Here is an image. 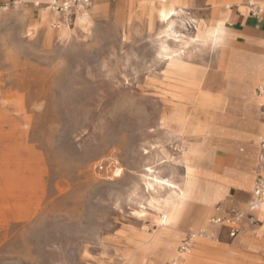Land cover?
Segmentation results:
<instances>
[{
	"label": "rangeland",
	"instance_id": "1",
	"mask_svg": "<svg viewBox=\"0 0 264 264\" xmlns=\"http://www.w3.org/2000/svg\"><path fill=\"white\" fill-rule=\"evenodd\" d=\"M180 2L161 19L157 0H94L79 23L52 0H0V264H186L193 233L198 264H264V207L236 238L199 234L217 206L251 198L260 152L233 167L216 149L225 119L207 107L250 99L228 66L232 51L264 56V32L246 29L264 2ZM185 147L201 184L228 191L235 176L250 188L199 209ZM152 176L183 189L172 224L160 221L171 190Z\"/></svg>",
	"mask_w": 264,
	"mask_h": 264
},
{
	"label": "crops",
	"instance_id": "2",
	"mask_svg": "<svg viewBox=\"0 0 264 264\" xmlns=\"http://www.w3.org/2000/svg\"><path fill=\"white\" fill-rule=\"evenodd\" d=\"M224 0H221V2ZM264 2V0H262ZM257 6V5H254ZM237 8V7H236ZM259 9V6H257ZM238 11V10H236ZM262 12L259 9V14L255 16V20H249L246 24L247 32H252L255 35H259L264 32V19H260ZM256 45L261 46L263 43L260 40L255 42ZM228 78L230 83H235L242 88L239 91L243 93L244 96H250V99L245 101H237L235 106H232V110L227 111L226 105L228 104V98H217V101L211 106L207 107V111L215 110L216 114L223 116L226 121L221 123L222 126L219 128V141L216 144V149L227 154L233 155L234 166L235 161H237L239 156H246L251 152H256L259 154V149L257 147V141L262 135V124L260 119L257 117V108L259 109V99L256 95V87L254 85L264 76V56L258 55L254 57L252 61H248L244 58V55L232 51L231 53V63L228 66ZM254 87V89H253ZM232 88V87H231ZM233 89V88H232ZM235 90V89H234ZM233 118L235 119L236 125L233 123ZM244 147L238 152V147ZM240 153V154H239ZM197 151L192 148L185 147L184 153L182 155V160L185 166H189L193 169L196 166L195 156ZM233 174V173H232ZM185 179L193 180L194 188L197 193L201 194L199 202L196 203L199 209L207 210L211 205L216 204L223 194L227 196L231 190H240L241 193H246L250 188L243 187L239 184L237 178L234 176V180L228 187V191H224L223 188L218 186L208 187L205 183L201 184L199 177L194 174L188 175L185 171ZM234 175V174H233ZM188 177V178H186ZM254 183V182H253ZM252 193V192H251ZM194 216V215H193ZM195 220H198L197 215H195ZM201 220V219H199ZM221 233L226 234L223 230H216L214 234L219 238Z\"/></svg>",
	"mask_w": 264,
	"mask_h": 264
},
{
	"label": "built area",
	"instance_id": "3",
	"mask_svg": "<svg viewBox=\"0 0 264 264\" xmlns=\"http://www.w3.org/2000/svg\"><path fill=\"white\" fill-rule=\"evenodd\" d=\"M93 1L52 0L51 8L57 14L71 18L74 14H85L91 7ZM256 95L259 99V117L264 131V76L256 87ZM259 152L258 173L253 183L251 198L246 202L245 208L242 209L233 202H231L228 208H224L222 205L217 206L215 208V214L207 222V227L199 232V234L205 235L207 231L214 229L215 231L223 230L228 238H236L244 224L255 226L260 223L256 218V212L264 201V136L259 141ZM210 236L214 237V233H211ZM194 238L193 235H190L189 238L182 242L179 247L181 254H187L190 251ZM216 240H218L217 236Z\"/></svg>",
	"mask_w": 264,
	"mask_h": 264
},
{
	"label": "bare ground",
	"instance_id": "4",
	"mask_svg": "<svg viewBox=\"0 0 264 264\" xmlns=\"http://www.w3.org/2000/svg\"><path fill=\"white\" fill-rule=\"evenodd\" d=\"M157 1L160 4H162V8L159 11L161 19H167L170 16L176 14L177 5L181 3L180 0H157ZM247 1H249L248 3L250 5H255V3H256L255 0H247ZM210 2L214 4L216 2H221V0H210ZM224 6L226 8H229L231 6V3H226ZM77 16H78L77 17V21L79 23H82V22L86 21V16H87L86 13L85 14H78ZM51 18L53 19V15L51 13H48L46 18H45V20L47 21V20H49ZM222 35H223L222 30H220L217 27L216 28V36H220L221 37ZM170 60H171L170 64H171V66L173 68H179L180 60H179L178 57H175V56L174 57H170ZM181 124H182V122H181ZM244 158H246V157H244ZM185 171H186V174L191 175L193 169L191 167H189V166H185ZM145 172H150L151 173V170L150 169H145ZM148 174L149 173H147V175ZM150 180L153 183H156V184H158L160 186H167V187L170 188L172 196L170 198H168L164 202V205L162 206L163 209H161L160 221H161L162 224H172V223H174L175 221H177L179 219V217H180V215L182 213V208H183L184 202L186 200V198H184L183 189L180 188L179 186H176V185L170 183L167 180L160 179V178H158L156 176H152L150 178ZM262 207H264V201L261 203V205L259 206L258 210L260 208H262ZM196 234H198V233H193L191 235L196 237ZM196 252L197 251L195 250V252L192 255H190V252H188L189 256H187V258H185L186 261H187L186 264H198Z\"/></svg>",
	"mask_w": 264,
	"mask_h": 264
}]
</instances>
